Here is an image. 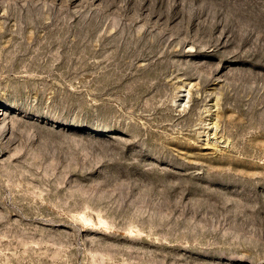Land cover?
I'll return each mask as SVG.
<instances>
[{
    "label": "rangeland",
    "instance_id": "1",
    "mask_svg": "<svg viewBox=\"0 0 264 264\" xmlns=\"http://www.w3.org/2000/svg\"><path fill=\"white\" fill-rule=\"evenodd\" d=\"M0 264H264V0H0Z\"/></svg>",
    "mask_w": 264,
    "mask_h": 264
}]
</instances>
